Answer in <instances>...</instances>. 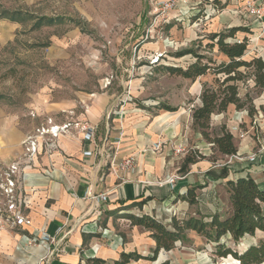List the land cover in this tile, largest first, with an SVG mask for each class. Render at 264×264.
Listing matches in <instances>:
<instances>
[{"label":"rangeland","instance_id":"1","mask_svg":"<svg viewBox=\"0 0 264 264\" xmlns=\"http://www.w3.org/2000/svg\"><path fill=\"white\" fill-rule=\"evenodd\" d=\"M161 1H173V6L164 7ZM224 1L0 0V11L20 10L33 16L71 17L82 20L84 28L82 31L68 20L35 27L34 20L29 18L18 22L0 19V95L22 102L36 94L65 103L107 92L116 100L112 109H118L120 103L122 106L125 102L141 114L166 111L160 108L162 106L174 107V111H167L169 124H173L178 135H186V153L198 151L196 146H202L205 140L192 124V107L199 104L202 82H211L212 76L206 74L192 81L170 74L166 66L184 68L193 57L189 54L178 57L175 55L178 51L192 47L198 40L207 42V36L214 30L238 24L252 28L251 33L237 32L238 38L248 36L246 56L264 57V29L254 24L263 20L264 0H228L221 10L220 4ZM253 9L261 11L258 14ZM215 15L229 20H212ZM215 51L206 54L211 56ZM214 57L219 59V56ZM252 86L249 79L240 83V96L248 91L252 98H261L262 91L254 90ZM233 108L211 115V132L217 133L221 124L234 121L238 124L237 131L225 125L232 131L237 147L249 141L252 151L256 152L264 139L259 120L252 117L250 126H246L242 117L245 111ZM256 109L264 116V103ZM207 157L214 163H223L227 159V155L214 148ZM224 189L225 186L218 187L212 209L206 211L197 205L202 200L196 198L192 211L183 209L185 213H181L183 210L179 209L177 214L184 218L191 212L206 221L215 208L225 214L229 205ZM196 194H199L198 198L203 197L198 189ZM167 212L171 216L174 210L168 207ZM167 222L169 220L164 221ZM124 224L126 226L120 221L114 224L123 238L130 228V223ZM139 236L146 239L148 231L140 227ZM260 236L259 232L254 236L246 235L237 243L224 236L221 242L239 252ZM187 237L184 242H176L171 250L159 251L157 261L143 259L137 264H160L165 260L169 264H238L230 255H215L214 243L194 231ZM140 248L150 255L153 247L142 240Z\"/></svg>","mask_w":264,"mask_h":264},{"label":"crops","instance_id":"2","mask_svg":"<svg viewBox=\"0 0 264 264\" xmlns=\"http://www.w3.org/2000/svg\"><path fill=\"white\" fill-rule=\"evenodd\" d=\"M221 4L220 9L224 10L228 0ZM212 20L229 18L215 15ZM254 24L264 29V17ZM216 31L220 30L213 32ZM261 91V98L253 97L255 109L264 103V89ZM82 98L58 103L32 94L27 100L14 102V99L0 95V178L12 162L25 166L28 179L20 191L21 210L32 219V226L0 234V264H84L88 257L106 261L117 259L121 251L147 255L142 252L140 243L143 240L153 247V239L150 236L139 238L140 226L133 225L124 213L149 214L164 222L169 220V207L180 217L179 209L192 211L194 204L178 196L195 185L201 186L197 189L203 196L198 198L197 195V200H202L197 205L208 211L214 207L218 187L226 186V181L238 173L249 172L257 183L264 185V154L250 165L244 161L214 163L207 157L212 147L203 141L202 146L196 147L205 157L189 164L185 173H179L177 170L185 155L175 154L173 147L185 146L187 138L178 135L173 124H169L168 110L160 107L166 111L141 114L131 108L129 102L112 109L116 100L107 92ZM244 111L245 125L250 126L253 117L259 120L264 133L262 113L256 109L254 115L249 116ZM76 121L88 122L94 127L92 141L84 139L77 128L69 127L52 141L49 151L42 148L32 162H24L22 141L27 134L41 125L47 127ZM225 124L238 126L234 121ZM241 144L237 152H253L251 142ZM84 151H91V154L85 156ZM129 156L134 157L135 169L120 171L117 164ZM173 173H179L181 177L172 186L158 182ZM99 193H106L105 201L90 197ZM224 193L226 195L225 189ZM142 200V205H138ZM1 201L0 196V206ZM118 208L121 209L117 211ZM184 210L181 213H185ZM214 212H220V209L215 208L212 214ZM116 221L123 226H126L124 222L130 223L125 238L114 228ZM105 227L112 231L111 235L101 233L100 229ZM38 228H44L58 240L54 254L41 261L38 257L44 247L40 244L27 251L16 249L20 235L32 236ZM141 260L127 264H137Z\"/></svg>","mask_w":264,"mask_h":264},{"label":"trees","instance_id":"3","mask_svg":"<svg viewBox=\"0 0 264 264\" xmlns=\"http://www.w3.org/2000/svg\"><path fill=\"white\" fill-rule=\"evenodd\" d=\"M223 4H220V8ZM0 18L12 21L20 19H33L34 26L51 25L55 22L66 20L73 22L83 31L82 20H74L71 17L62 16H33L20 10H2ZM251 33L248 26L236 25L224 30L211 32L207 36V42L202 40L194 42L189 48L178 51L175 55L189 54L193 61L182 67L166 66L170 74L180 75L194 81L197 77L210 74L211 82L203 81L198 96L199 104L192 107V124L202 135L203 139L210 143L222 155H231L237 152L232 132L225 124H221L217 133L210 130L211 115L226 112L229 105L236 110H246L249 116H253L256 109L253 98L247 91L240 96V83L248 79L252 81L254 90L264 89V57L252 55L247 57L248 36L237 37V32ZM264 40V38H263ZM208 56L206 52L213 53ZM219 56V59L214 57ZM168 111L176 108L162 106ZM205 156L197 150L186 153L178 168L179 173H185L189 164L194 163ZM248 162L249 165L253 162ZM201 186L195 185L186 189L185 193L178 196L189 204L196 201V189ZM225 192L229 208L225 214L214 212L209 220L202 217L189 215L185 218L177 217L175 213L169 217V222L149 214L134 215L125 213L133 225L140 226L149 232L154 241L150 255H142L136 251H121L117 259L106 261L99 257H88L84 264H127L132 260L148 259L155 260L159 251L171 250L176 242H184L188 239L187 234L194 231L203 236L207 241L214 243V254L220 257L232 256L238 264H264V185L256 182L249 172L237 174L226 181ZM144 200L138 202L142 205ZM135 203V202H133ZM121 208H118L120 210ZM259 232L261 236L256 242L248 244L242 251H237L221 242V238L229 236L235 243L246 235L254 236ZM160 264H169L167 260Z\"/></svg>","mask_w":264,"mask_h":264},{"label":"built area","instance_id":"4","mask_svg":"<svg viewBox=\"0 0 264 264\" xmlns=\"http://www.w3.org/2000/svg\"><path fill=\"white\" fill-rule=\"evenodd\" d=\"M164 7H172V2L161 1ZM259 14L261 10H254ZM123 113V111L121 112ZM69 127H75L83 134V138L92 141L94 138V127L88 124V122H67L62 125H50V126H38L34 132L27 134L23 141V158L24 162L28 164L32 162L39 152L40 149L44 148L49 151L52 141L57 138L61 132H65ZM233 130H238V126H233ZM243 134L241 133L240 136ZM158 144H156V147ZM175 154L184 156L186 149L183 145L173 147ZM83 154L88 156L91 151H84ZM264 154V139L262 140L259 148L256 152H250L245 156H242L239 152L235 154L227 155L226 162L232 161H249L255 162L259 155ZM136 167V162L133 156H129L117 164V168L120 171H133ZM179 173L168 174L163 180L158 181L159 183H168L171 186L175 181L180 178ZM27 172L25 166H21L18 162H12L5 167L0 178V234L4 232H12L16 228L32 226V219L26 216L21 208L23 198L20 196L23 182L27 181ZM92 199L103 200L107 198L106 193H99L97 195H90ZM168 210V209H167ZM175 213V212H173ZM103 235H111L112 231L108 228H101ZM16 249L27 251L29 247L42 245L43 252L39 254L38 261H41L49 256L53 255L56 251V244L58 240L55 236L49 234L44 228H38L37 233L32 236L20 235L17 240Z\"/></svg>","mask_w":264,"mask_h":264},{"label":"water","instance_id":"5","mask_svg":"<svg viewBox=\"0 0 264 264\" xmlns=\"http://www.w3.org/2000/svg\"><path fill=\"white\" fill-rule=\"evenodd\" d=\"M157 259H158V257L155 260H157Z\"/></svg>","mask_w":264,"mask_h":264}]
</instances>
